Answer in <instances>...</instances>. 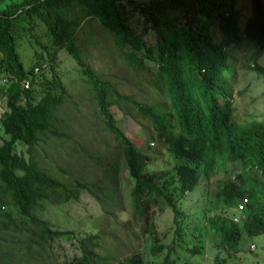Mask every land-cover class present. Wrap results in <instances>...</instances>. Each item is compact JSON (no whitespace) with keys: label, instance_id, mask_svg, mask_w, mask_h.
Masks as SVG:
<instances>
[{"label":"trees","instance_id":"obj_1","mask_svg":"<svg viewBox=\"0 0 264 264\" xmlns=\"http://www.w3.org/2000/svg\"><path fill=\"white\" fill-rule=\"evenodd\" d=\"M228 3L227 0H0V94L4 97L0 127L7 135H0V229L11 228L15 213L33 226L27 230L35 239L27 235V242L45 241L70 232L51 227L46 218L34 213L33 209L40 206L49 193L62 200L76 198L80 189H86L97 199L115 196L114 184L108 191L86 180H74L73 185L68 186L38 164L36 142L47 132L62 133L54 125L53 109L62 101L66 89L56 76L49 88H41L39 93L33 85L37 74L49 66L52 53L38 52L27 67L19 58L13 30L15 21L25 19L34 37L31 29L36 17L45 26L50 42L66 48L87 75L98 112L121 145L125 165L133 176L132 212L142 223H149L150 206L162 196L172 209L174 229L179 232L184 211L170 199L168 185L176 182L179 192L192 190L200 175L207 177L223 156L238 163L242 172H235L240 178L238 184L227 177L219 195L226 206L234 207L235 215L243 210L246 213L237 215V220L211 214L207 217L209 226L217 232L220 243L232 250L238 249L241 228L249 235L264 231V203L256 202L258 192L264 195V117L242 122L232 119V91L224 76L229 46L245 38L264 49V4L262 0H249V13L241 24L237 8ZM177 7L183 14L182 22H178L179 34L168 29L170 20L177 23L176 15H169L168 9ZM88 17L96 18L111 31L121 46L130 47L126 55L139 67L144 65L143 54H136L141 47L148 57L155 58L144 34L148 28L159 31L162 42L157 46L153 83L166 92L170 111L156 103L135 99L130 102L137 113L148 119L151 127L148 137L161 141L168 152L184 159L173 164L172 170L165 171L168 175L162 185L151 175H144L142 170L151 158L115 124L109 109L111 100L129 99V95L112 90V98H109L106 80L78 54L75 30ZM213 28L217 31L216 37L212 34ZM182 57L185 65H182ZM42 62L46 64L42 66ZM33 65L39 66L38 72H33ZM252 66L264 78V67L256 62ZM25 79L29 81L28 86L23 85ZM56 86L60 91L55 93ZM172 119L177 132L171 129ZM18 142L25 145L23 150L15 147ZM109 169L113 183L116 164L111 163ZM93 189L102 195L95 194ZM238 203L242 204L241 208L237 207ZM5 205L8 208H4ZM103 208L107 210L104 205ZM154 230L150 222V251L155 254L166 243L156 240ZM96 238V233L76 237L78 252L62 264H146L138 253L112 261L97 258ZM171 245L172 242L168 247ZM168 254L165 253L161 264H170Z\"/></svg>","mask_w":264,"mask_h":264},{"label":"rangeland","instance_id":"obj_2","mask_svg":"<svg viewBox=\"0 0 264 264\" xmlns=\"http://www.w3.org/2000/svg\"><path fill=\"white\" fill-rule=\"evenodd\" d=\"M228 2L237 8L242 24L249 13V0H227V5ZM262 2L264 4V0ZM9 10L14 11L13 8ZM168 14L177 17V23L170 20L168 29L179 34L178 26L183 19L180 8L168 9ZM27 23L23 18L17 19L13 29L17 36L15 47L24 66L30 65L38 52L53 54L49 66L36 76L33 85L37 92H41V88H49L55 76L66 89L62 101L53 109L54 125L62 133L56 135L47 132L36 142L38 164L68 186H72L74 180H86L93 186L100 184L106 191L114 184L115 196L97 199L86 189H80L76 198L62 200L49 193L41 200V205L33 209L34 213L46 218L51 227L68 229L70 232L45 241L27 242L29 235L35 239L27 230L33 226L28 219L13 213L11 228L0 229V264H62L74 252H78L76 237L94 233L97 235L94 253L101 260L112 261L138 253L146 264H161L168 252L170 264H264V231L249 235L241 228L238 249L232 250L220 243L217 232L207 222L211 214L237 220V215L246 213L243 210L234 216V207L226 206L219 195L223 181L229 177L238 184L240 178L235 172H242L238 163H232L223 156L207 177L200 175L199 182L192 190L179 192L175 188L176 182L168 185L170 199L184 211L179 232L174 229L172 209L162 196L150 206L149 223H142L133 214L130 188L134 179L125 165L121 145L98 112L94 90L87 75L66 48L50 42L40 20L35 17L32 21L31 32L37 41L30 34ZM137 24L140 25V22ZM212 34L217 36L215 28ZM144 38L155 58L148 57L144 47H141L136 54H143L144 65L139 67L126 55L130 47L121 46L116 36L96 18H85L75 30L78 54L85 64L106 80L108 97L112 98V90L129 95V99L111 100L109 109L115 124L151 158L142 170L144 175H151L162 185L168 175L165 171L172 170L173 164L184 159L168 152L161 141L148 137L151 130L148 119L137 113L130 102V99H135L156 103L170 111L166 92L153 83L157 46L162 38L157 29L149 28ZM227 50L224 76L232 91V119L242 122L263 118L264 78L252 64L256 62L264 67V49L243 38ZM181 62L185 65L184 57ZM53 90L56 93L60 88L56 86ZM3 108L4 97L0 94V113ZM171 129L178 131L173 119ZM1 134L7 136L0 127ZM15 147L23 150L25 145L18 142ZM113 162L116 171L111 183L109 167ZM246 175L242 174L244 178ZM93 192L102 195L97 189H93ZM256 202L264 203L261 192H258ZM4 208H8V205ZM150 222L155 228L156 240L166 243L155 254L150 251Z\"/></svg>","mask_w":264,"mask_h":264},{"label":"built area","instance_id":"obj_3","mask_svg":"<svg viewBox=\"0 0 264 264\" xmlns=\"http://www.w3.org/2000/svg\"><path fill=\"white\" fill-rule=\"evenodd\" d=\"M45 64H46L45 62H42L41 63L42 66H44ZM32 70H33L34 73L35 72H38L39 71V66L38 65H33ZM2 79L5 80V78H2ZM28 82H29L28 79L23 80V85L24 86H28L29 85ZM237 207L238 208H241L242 207V204L241 203H238L237 204ZM234 216H236V215H234Z\"/></svg>","mask_w":264,"mask_h":264}]
</instances>
